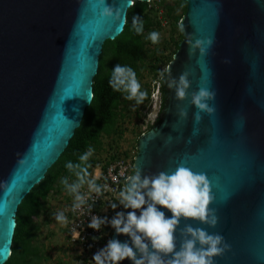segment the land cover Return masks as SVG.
<instances>
[{"label": "water", "instance_id": "95a60500", "mask_svg": "<svg viewBox=\"0 0 264 264\" xmlns=\"http://www.w3.org/2000/svg\"><path fill=\"white\" fill-rule=\"evenodd\" d=\"M185 1V36L168 69L186 74L188 95L181 101L170 87L162 122L138 139L134 168L154 174L183 163L205 173L218 222L182 219L179 228L223 236L230 247L214 264H264V0ZM94 3L0 0V264L18 205L80 125L103 43L125 25L128 0H106L120 9L115 20ZM202 87L215 93V111L195 122L190 93ZM112 238L128 239L114 230Z\"/></svg>", "mask_w": 264, "mask_h": 264}, {"label": "clouds", "instance_id": "9594fccd", "mask_svg": "<svg viewBox=\"0 0 264 264\" xmlns=\"http://www.w3.org/2000/svg\"><path fill=\"white\" fill-rule=\"evenodd\" d=\"M134 4L135 0H128V7ZM97 8L101 18L115 20L120 14V9L108 6L106 0H95L93 11ZM126 23L125 20L124 24ZM131 27L139 35L143 33L144 21L140 16L133 15ZM147 39L156 44L160 34L151 31ZM166 72L170 70L165 69L160 73L161 81H165ZM166 82L175 90L179 100L186 98L189 87L186 74ZM108 85L114 92H120L124 99L135 101L136 105L142 104L148 95L146 90H142L136 71L129 65L117 63L111 70ZM91 95L89 93V98ZM214 96L213 91L203 87L190 93L189 104L197 109L194 113L195 122L201 119V111H215L208 103ZM178 116L186 119L187 109L178 108ZM94 151L89 146L78 156V162L69 160L65 164L69 173L76 177L71 183L68 177L61 180L67 192L74 196L73 210L84 206L90 210V194L99 196L103 193L105 186L89 179V158ZM85 184L88 185V192L81 193L80 189ZM211 199L206 174L194 171L183 163L176 165L174 170L154 174H144L137 168L134 174L127 177L118 193V200L110 204L113 210H119L114 211L111 217L93 215L87 225L96 231H100L104 225L110 226L117 237L125 235L128 239L123 242L118 238L107 240L103 247L93 253L91 261L94 264H121L125 259L130 264H214V258L230 247L223 236L200 227L194 228L189 223L184 228H179L182 219L199 221L209 227L215 226L218 218L215 210L209 208ZM129 209L130 211H125ZM55 218L61 223L67 220L63 212H58Z\"/></svg>", "mask_w": 264, "mask_h": 264}, {"label": "trees", "instance_id": "16d2710c", "mask_svg": "<svg viewBox=\"0 0 264 264\" xmlns=\"http://www.w3.org/2000/svg\"><path fill=\"white\" fill-rule=\"evenodd\" d=\"M177 7H180L179 13H176ZM160 10L164 17H169L172 20L173 30L170 31L168 39L161 38V40L163 39L161 45L156 46L147 37L151 31L160 26L161 21L156 15ZM185 11V0H159L157 6L151 5L149 0H135V4L127 9V23L122 31L113 39H106L103 43L102 52L99 55L98 70L93 77V96L85 108L80 125L75 129L68 145L58 159L47 169L43 179L31 188L18 205L11 253L3 264H42L47 260L41 247L40 234L44 219L50 220L49 198L53 193L58 194L65 189L61 183L62 178L68 177L70 183L76 179L75 175L69 173L65 168L66 162L69 160L74 163L78 162V156L85 152L89 146L93 147L95 151L89 158L90 167L88 168L90 179L98 165H105L116 157L128 155V152L120 147L118 139L123 133L122 122L128 116L130 107L127 104L130 103V100L124 99L120 92H114L108 85L111 70L117 63L131 66L136 71L137 78L142 75L143 70L154 77L151 86L139 81L142 90H146L148 95L142 104L136 105L135 101H131V105L134 106L136 117L143 119L146 114L144 111L151 103L153 92L158 89L160 112L149 125V130L162 122V114L171 92L166 81L171 79V73H165V81H161L160 73L168 69L167 66L173 60L180 42L185 36L184 28L179 21L180 18H183ZM133 15L140 16L144 21L143 33L139 35L131 27ZM175 32L176 36L174 37ZM105 137L108 138L107 141ZM100 153L102 156L97 157ZM134 171L135 168L132 169V173ZM73 201L74 199L68 205ZM113 214V210L110 211L109 217ZM66 217L65 231L77 252L75 264H94L91 261L92 256L82 251L71 240L67 227L69 220L67 213ZM107 229L109 230L107 237L109 240L113 229L110 226Z\"/></svg>", "mask_w": 264, "mask_h": 264}, {"label": "rangeland", "instance_id": "374dc122", "mask_svg": "<svg viewBox=\"0 0 264 264\" xmlns=\"http://www.w3.org/2000/svg\"><path fill=\"white\" fill-rule=\"evenodd\" d=\"M149 3L157 6L159 0H149ZM179 12L180 7H177L176 13ZM156 15H158V18L161 21L160 26L156 27L154 30L160 34L159 42L156 43V46H159L163 40H161V38L164 37L165 39H168L170 31L173 30V25L171 22L172 20L169 17H164L161 10ZM179 21L181 22L182 19L180 18ZM173 36H176V32ZM153 78L154 77H152L149 72L143 70L142 75L138 79L140 82L147 83L148 85L150 84L151 86ZM131 104V101L127 104V106L130 107V110L128 111V116L122 122L123 133L120 135L118 143L123 150L125 149L128 152V155L135 156L137 153V138L149 130V125L152 124L153 119L160 112V105L157 95H154L151 99L150 105L144 111V113H146L144 118L138 119L134 113V106ZM105 140L107 141L108 138L105 137ZM101 156V153L97 155V157ZM72 199H74V196L67 193L65 189L58 194L53 193L49 198L51 207L49 214L50 220L47 221L44 219L40 234L41 247L47 256V260H45L42 264H75V255L77 252L75 251L76 248L72 246L69 241L65 231L66 222H58L55 218L58 212H63L66 216V208Z\"/></svg>", "mask_w": 264, "mask_h": 264}, {"label": "built area", "instance_id": "2783aa9c", "mask_svg": "<svg viewBox=\"0 0 264 264\" xmlns=\"http://www.w3.org/2000/svg\"><path fill=\"white\" fill-rule=\"evenodd\" d=\"M154 95H157L160 102L158 89L154 90L152 97ZM133 161L134 156L122 155L107 162L105 165H98L90 179L95 180L99 185L105 186L103 193L99 196L95 193L90 194L89 203L92 204L90 210L87 206L73 210L74 201L66 208V213L69 215L67 227L70 238L82 251L90 256L107 242L109 230L107 225L102 226L100 231L93 230L87 227L88 222L93 215L109 217V212L113 210L110 204L117 201L118 193L123 188L126 178L132 175ZM80 192L87 193L88 185L85 184L80 189ZM116 210H113V212Z\"/></svg>", "mask_w": 264, "mask_h": 264}]
</instances>
